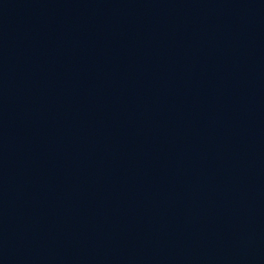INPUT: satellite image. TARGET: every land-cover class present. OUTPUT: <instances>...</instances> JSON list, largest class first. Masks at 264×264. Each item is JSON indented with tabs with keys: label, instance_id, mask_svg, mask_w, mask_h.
I'll return each instance as SVG.
<instances>
[{
	"label": "water",
	"instance_id": "obj_1",
	"mask_svg": "<svg viewBox=\"0 0 264 264\" xmlns=\"http://www.w3.org/2000/svg\"><path fill=\"white\" fill-rule=\"evenodd\" d=\"M0 264H264V0H0Z\"/></svg>",
	"mask_w": 264,
	"mask_h": 264
}]
</instances>
